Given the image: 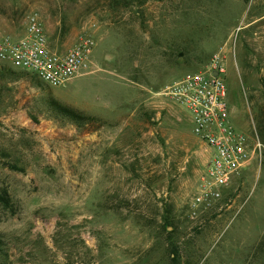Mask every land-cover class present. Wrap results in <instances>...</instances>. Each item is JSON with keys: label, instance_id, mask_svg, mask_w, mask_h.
Segmentation results:
<instances>
[{"label": "rangeland", "instance_id": "obj_1", "mask_svg": "<svg viewBox=\"0 0 264 264\" xmlns=\"http://www.w3.org/2000/svg\"><path fill=\"white\" fill-rule=\"evenodd\" d=\"M32 12L52 45L84 27L95 47L64 86L0 79V264H264V0H0V32ZM218 52L233 124L261 147L193 214L208 148L162 91Z\"/></svg>", "mask_w": 264, "mask_h": 264}, {"label": "built area", "instance_id": "obj_2", "mask_svg": "<svg viewBox=\"0 0 264 264\" xmlns=\"http://www.w3.org/2000/svg\"><path fill=\"white\" fill-rule=\"evenodd\" d=\"M94 47L92 31L84 27L66 48L52 45L36 12L27 15L21 33L0 32V61L52 87L64 86L88 69ZM223 61L219 52L214 53L204 67L183 75L162 91L187 112L192 132L208 148L209 156L190 205L193 214L199 207H211L220 198L221 189L252 163L261 147L233 124Z\"/></svg>", "mask_w": 264, "mask_h": 264}, {"label": "trees", "instance_id": "obj_3", "mask_svg": "<svg viewBox=\"0 0 264 264\" xmlns=\"http://www.w3.org/2000/svg\"><path fill=\"white\" fill-rule=\"evenodd\" d=\"M27 72L15 69L11 67L8 64H2L0 65V79H4V77L7 74L10 75H21V74H26ZM31 78L36 82L38 81L37 77L34 75L30 74ZM37 83V82H36ZM53 106L55 109L62 115L66 116L70 120H72L76 124H85L91 121H94L96 118H94L91 115H86L81 111H78L74 108L68 107L66 105H63L59 102H54ZM0 203L2 204L3 207L9 208L10 207V198L8 196V193L6 190H3L0 192ZM169 225H172L171 221L168 219H165ZM167 230V228H165ZM168 235H171L173 231H168ZM2 243L1 237H0V244ZM1 248V247H0ZM178 245L176 243H173L170 241V238L168 239V252H169V259L172 262H178V255H179V250H178Z\"/></svg>", "mask_w": 264, "mask_h": 264}, {"label": "water", "instance_id": "obj_4", "mask_svg": "<svg viewBox=\"0 0 264 264\" xmlns=\"http://www.w3.org/2000/svg\"><path fill=\"white\" fill-rule=\"evenodd\" d=\"M215 74H216V72H215Z\"/></svg>", "mask_w": 264, "mask_h": 264}]
</instances>
